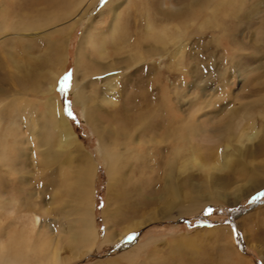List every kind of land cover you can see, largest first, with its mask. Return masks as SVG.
Segmentation results:
<instances>
[{
	"label": "rangeland",
	"instance_id": "374dc122",
	"mask_svg": "<svg viewBox=\"0 0 264 264\" xmlns=\"http://www.w3.org/2000/svg\"><path fill=\"white\" fill-rule=\"evenodd\" d=\"M76 1L66 0L67 6L60 4L62 7L58 6V11L48 0H0V16L4 11L12 14L11 7L18 5L19 11L14 14L18 13V18L30 27L44 15L64 13L68 5L72 7ZM195 1L198 4L195 18L181 23L179 15L186 16L190 12V0H96L93 9L75 24L91 2L84 0L67 20L48 29L33 28L29 30L32 32L21 35L10 32L0 35V87L4 94L11 87L16 91L15 86L17 89L20 85L28 87L33 82L45 85L50 72L58 73L54 96L82 154L94 165L92 189L98 241L88 254L67 264H264V115L259 114L264 105L261 102L264 98V0ZM13 17L10 15L9 21L17 20ZM147 23L152 26L151 30L147 29ZM176 24L182 26L184 35L182 39H176V46L169 42L155 44L149 39L162 25L166 26V32H175ZM114 26L118 42L105 47L99 45L97 42L102 44V40L111 36ZM61 27L68 29L62 45L64 59L61 66L57 63L53 66L48 61L49 48L60 39L61 36L53 31ZM49 32H53L51 36ZM10 46L17 61L11 67L5 54ZM80 47L84 59L78 65L76 75V56ZM99 47L111 58L97 59ZM152 47L164 52L154 53ZM145 51L153 56L137 65L125 64L129 55ZM87 58L104 66L100 72L107 68L113 71L105 74L87 68L83 70L82 64L84 66ZM143 68L147 69L144 74L147 83L143 79ZM66 74L69 79L64 81ZM75 78L78 83L82 82L86 94L93 96V105L99 108L95 118L110 133L115 132L116 127L115 124L108 125L107 119L118 110L126 109L135 116V112L144 109L149 114L146 133L139 132L134 136L136 141H145L146 145L139 149V155L133 153L134 157L123 164L114 186L108 184L98 139L83 118L82 105L74 101ZM22 96L24 98L19 102L31 103L38 115L43 112L46 100L43 93L27 90ZM7 98L0 99V110L7 109L12 102L11 97ZM104 101L112 103L105 104ZM16 104L19 107L14 114H19L14 116L12 113L9 120L17 129L15 137L4 139V157L0 156V201L4 204L0 208V239L5 240L12 228L30 229V215L37 213L40 221L34 236L50 237L54 245L57 243L65 249L62 231L64 225L75 219L69 210V205L75 203L69 195H64L67 192L61 176L63 164L56 160L45 169L37 157L44 147L37 146L27 123L32 114L28 113L29 109L24 111L20 103ZM168 115L173 116L174 121L183 120L181 126L191 121V125L198 128L196 136L187 135V140L180 144L182 151L177 162V167H182L177 180L181 183L192 178V186L198 192L195 193L197 198L191 201L189 192L181 188L180 197H169L167 200L172 204L165 207L158 200L159 195L165 194L160 177L172 146L159 145L158 140ZM227 125L233 128L232 136L235 137L241 133H257L252 142L245 139L232 141L233 148H249L253 153L252 157L242 161L247 171L256 172V177L233 175L232 170L221 168L213 170L225 154L224 145L228 139L222 130ZM105 138L110 139L108 132ZM12 140L16 142L13 144ZM7 157L13 166L10 172ZM71 157V165L75 167L79 160L75 153ZM212 174L229 182V186H207V176ZM136 184L147 204L138 206L137 214L132 215L124 210L123 202L116 203L113 195L130 192ZM56 192L62 197L58 198V203L51 204V200H56ZM153 197H157L156 201ZM106 206L108 215L114 216V208H120V213L110 217L107 223L114 232V240L102 244L107 227L102 212ZM138 220L144 221L143 225L125 234L124 230ZM180 240L188 243L184 242L186 246L174 255L171 249ZM133 251L135 254L130 261L128 257ZM67 254V251H61L62 257Z\"/></svg>",
	"mask_w": 264,
	"mask_h": 264
},
{
	"label": "bare ground",
	"instance_id": "6f19581e",
	"mask_svg": "<svg viewBox=\"0 0 264 264\" xmlns=\"http://www.w3.org/2000/svg\"><path fill=\"white\" fill-rule=\"evenodd\" d=\"M48 1L51 2V6H53L56 9H58V6H61L60 4H66L67 6L66 0H48ZM83 2L84 0H77L75 3L73 2V4H71L72 7L68 5L70 9L67 7L68 10H65L64 13L60 12V13H55V14L44 15L43 16L44 18L40 17L42 19H40V21L37 19V21L30 27H29V24L28 26L24 25V23L21 21L22 19L18 18V13L14 14V12L19 11L17 7L18 6L17 5L18 3H17L15 4L17 5L16 7L14 6L11 7L12 14H10V15H13L15 19H17L15 20V22L9 21L8 17L10 15L9 13L6 14L5 13L6 11H4L2 16H0V35L5 32H10L16 35L18 34L21 35V33H24L27 31L32 32L33 30L32 31H29V30L33 28L34 30L48 29L57 23L67 20L71 15H73V12L75 11V9L78 10L80 8V5H82ZM95 2L96 0H91L89 4L87 3L88 5H86L85 10L83 11L80 18L76 20L75 24H78L80 20H82L83 17L87 15L93 9V6H95ZM195 2L197 1L190 0V3L188 4L190 6V12L186 16L179 15L180 17L179 20H181L180 21L181 23L185 22L187 19L195 18L196 13H197V8H198L197 7L198 4ZM22 7L24 8V6ZM40 23L42 25L38 26V24ZM147 24H148L147 29L151 30L152 26L149 25V23ZM122 26L124 27L125 25L122 24ZM119 27L120 26H118V28ZM174 27L176 29V30L174 29L175 32L170 34L168 32H171V31L168 30V32H166V26L162 25V28L158 31V33L154 34V36L151 35L149 39L153 40L155 44L157 43L165 44L169 42V44L173 43V46L174 45L176 46V43H177L176 39H182L184 35H183L182 26L176 24ZM116 29L117 28H115L114 26L112 30L113 34L117 31ZM67 30H68L67 27H61L56 30L54 29L53 31L54 33H58L61 36L57 44L51 45V47L49 48L50 60L48 61H50V63L53 64V66L56 63L59 64V66L62 65V61L64 59V56L62 54V48H63L62 45L66 41L65 36L67 35ZM53 32H49L48 34L51 36ZM112 33H111V36L107 38V40L101 39L102 44H100V42H97V43L101 45L102 47H105L107 45L111 46L116 41L118 42V40H116L118 36L116 37V34L113 35ZM10 49H11V46L10 48L8 47V50H6L5 54L7 55L6 56L7 62L10 64V67H11L14 64H17V61L15 60L14 55L13 53H11ZM97 49H98L97 55H96L97 59L111 58L107 56L108 54L105 53V51L102 50V48L99 47ZM114 49H115V46H114ZM150 49H152V51L154 50L155 51L154 53H157L159 55L160 53L164 52V50L158 49L155 47H152ZM82 53L83 52L80 47L78 50L77 56H76V64H77V67L75 69L76 75L79 73L78 65L84 59L83 57L84 55H82ZM151 55L153 56L152 53H148L147 51L136 52L132 55H129L128 57L129 61L126 62L125 64L130 65V66L140 64L147 57H150ZM172 59H174V55L172 56ZM92 62L94 61H92L90 58H87V61L85 62L84 66L82 64V69L85 70V68H87L94 72H100V70L104 68V66L100 64L92 63ZM1 63H0V72H1V67H2ZM114 63L119 64V62H115V60H114ZM142 70H143V76H144L143 79L146 82V79H145L146 75L144 74L147 73V69L143 68ZM111 71H113V69L107 68V70L105 71L103 70L100 73L106 74ZM57 74L50 72V76L46 78L45 85L33 84L34 83L33 82L30 85L27 84L28 87L26 86L23 87L20 85L17 89V86H15L16 91L12 90L13 87H11V89H9V91L7 90L5 94H4L2 87H0V99L4 97H8L7 99H9V97H11L13 100L16 99L14 100V102L13 100L11 103L9 102L10 104H8V108L6 109L5 107L6 110L4 109L5 112L3 110H0V144H1L0 148H2L0 156L2 154V157H4V152H5L4 151V148H5L4 139H7V138L13 139L15 137L14 131H16L17 129L11 126V123L9 122V120L12 119V113L14 114V112L17 111L18 109L17 107L19 106H17L16 102H18L21 104V108L23 107L25 108L24 111H28L29 109L28 113L30 112V114H32L31 116L27 118L28 119L27 123L29 124L30 134L32 135V137L35 138V142H37V146L42 145V147H44V150L42 151V153H39L37 155V157L41 159L42 165L45 167V169L46 168L48 169L51 165L54 164L56 160L60 161V163L63 164L64 168L63 169L61 168L62 169L61 171L63 173L61 174V176L65 180L64 189H65V192H67L64 195L66 196L69 195L72 198V201L75 203V205H71V206L69 205V210L71 211L72 214H74L75 219L71 221L70 223H67L66 226L64 225L65 229H63L62 231L64 235L63 240H65V243H66L65 249H64V247L60 248L57 243L54 245L50 237L46 238L43 236H39V237L34 236V230L40 221V217L37 215V213H31L32 215L30 216H32V218L30 221V226H31L29 227L30 229H24L23 231V228L22 230L12 228L5 240L0 239V264H31V262L32 264H35V263L36 264H67L70 260H76L88 254L90 251L94 249L98 241V231L96 227L94 226V205H93L94 203H93V189H92L93 187L92 183H93V179L95 176L94 175V172H95L94 165H92L89 158L84 157V155L82 154V151H81L82 149H80V144L78 143V140L69 122L67 121L66 117L63 114L60 103L58 102L57 98L54 96V85L57 80ZM77 81L78 80H76L75 78L74 85H73L74 90H75L74 95H73L74 101L82 105L83 118L86 124L89 126V128L92 129L94 135L98 139V149L101 153V157H103V160L105 162V171H106V176L108 179V184L110 187L112 185L114 186V184L118 181L117 178L119 177V175H121L120 173H121L123 164L127 160H129L131 157L132 158L134 157L133 153L136 155H139V152H140L139 149H144L142 147L146 145L145 141L144 143H142V141H138V140L136 141L134 136H136V134L139 132L146 133V130H148L147 122H148L149 114L144 109H139L138 112H135L137 113L135 114V116L131 115V113L129 111H126V109L122 111L118 110L117 113H115L112 117L107 119V121L109 122L108 125L112 126V124H115L113 126L114 128L116 127V131L115 132L112 131L113 133H110L106 129V127L103 128V126H101L98 120H96L95 118V112L99 108L93 105L95 103L94 100H91L93 96H90V95L88 96L85 92V89L82 86V82L78 83ZM27 90L33 93L41 92L43 93V95H45L46 100L44 102V110L40 115H38L37 112L34 111V109H32L31 106L33 105H31V103H29L28 101L19 102L21 98H24L22 95L23 93H26ZM261 102H263L264 104V98L261 99ZM104 103L111 104L112 102L104 101ZM262 106H263V110L261 111V113H259L261 116L264 115V105ZM134 111L136 110H133V112ZM25 113L23 112V114ZM18 114H14V116L15 115L18 116ZM171 117L173 119H171ZM174 119L175 118L173 116L168 115V120L165 121V127H163L162 129L161 138L158 140L159 145H162L165 143L167 145L172 146L171 153L169 156L166 157V163L162 167L163 172L160 177V179L163 181L162 189L164 190L165 194L162 196L159 195L158 200L165 207H169L172 204L171 200H167L169 197H171L172 199H178L180 197L181 188H185L189 192L191 201L197 198V196H195V193L198 192L196 191L194 186H192L193 184L191 183V180H190L192 178L189 177L186 179V181H183L181 183L177 180V178H179L177 174L180 171H182V167H179V168L177 167V162H178L179 157L181 156V151H182L180 148V144H183V142L187 140L188 138L187 135L192 136V137L196 136L198 132L197 130L198 128L195 125H191V121L185 122V125L181 126L184 124L183 120L177 119V121H174ZM36 120L37 122L40 121V123L39 122L37 123ZM232 129H233L232 127L227 125L222 130L223 134L227 135L228 141L227 143L225 142V145H224L225 147L224 156L218 162L217 167L214 166L213 170L221 168L227 171L232 170L231 172L233 173V175H236L239 173L241 174V176H244L245 178L256 177L257 176L256 172L253 170L247 171L246 168H244L243 166L244 162L242 161V159L244 158L246 159L247 157H252L253 153L249 152L250 151L249 148L248 149L245 148L244 150L233 148L232 141L234 140L240 141L242 139H245L247 141L252 142L253 140L256 139L257 133H251L247 135L245 133H241L240 135L238 134L239 136L235 137V136H232L233 135ZM107 132L110 138V139L108 138L109 140L105 138L107 135ZM15 142L16 141L12 140L13 144ZM147 143H149V141ZM262 145L260 146V148L262 147ZM72 153H75L77 156V159L79 160V163L75 167H72L71 165L72 163L71 154ZM234 156H235V159H233ZM7 158H8L7 163L9 164L8 172H10L13 166H12L11 160H9L10 157H7ZM139 160H140V157H139ZM196 160L197 159L194 157L193 163L196 164ZM206 183H207L206 185L209 187H220V188L225 187V186L227 187L230 184L229 182L223 181L220 178H216L215 176H213V174L207 176ZM194 190L196 192H194ZM54 197L56 198V200H51V204L58 203L59 201L58 198H61L62 196H60V192H56V194H54ZM113 197L114 198L116 197V200H117L116 203L123 202L125 206L124 210H127L128 213L132 215L137 214L138 206L142 207V206H145V204H147L145 203L146 198L143 196L141 189L139 188L137 184L135 186H132L130 192L128 191L123 192V193L121 192L116 196L113 195ZM132 197L134 198L133 201H136L137 203H134L132 201L133 199ZM152 199L153 201H156L157 197L156 198L153 197ZM2 205H4L3 200L0 201V208ZM15 208H16V205H15ZM119 210L120 208H114L113 217L110 214L108 215L107 206H106V209H104V211L102 212V215L105 220V224L107 226L105 228L104 236L102 238V242H101L102 244H106L107 242H111L114 240V237H115L114 232L110 230L107 223L109 222L110 217L114 218L116 215L120 213ZM145 220L146 219H144V221ZM144 221L139 222L138 220V222H135V225L133 223L132 227L130 228L128 227L127 229H125L124 233L125 234L129 233L128 231L131 229H133L132 231H134V229H138V227L143 225ZM184 242L186 244L188 243L187 240ZM184 242L180 240V242L175 247L173 246L171 250L174 253V255H177V253L180 252L181 248L186 246ZM62 250H65L68 252V254L65 257L61 256ZM231 253L234 254L233 251H231ZM134 254L135 252L130 253L128 257L130 261L132 260V257H134ZM130 256H131V259H130ZM227 256H229V254Z\"/></svg>",
	"mask_w": 264,
	"mask_h": 264
},
{
	"label": "snow or ice",
	"instance_id": "6c2138e0",
	"mask_svg": "<svg viewBox=\"0 0 264 264\" xmlns=\"http://www.w3.org/2000/svg\"><path fill=\"white\" fill-rule=\"evenodd\" d=\"M63 79H64V81H67L69 79V76L66 74Z\"/></svg>",
	"mask_w": 264,
	"mask_h": 264
}]
</instances>
